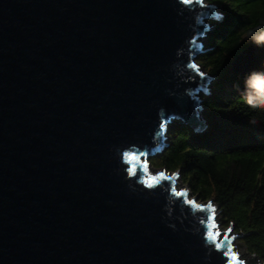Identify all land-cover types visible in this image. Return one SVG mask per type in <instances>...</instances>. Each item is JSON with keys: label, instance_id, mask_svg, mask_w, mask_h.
I'll use <instances>...</instances> for the list:
<instances>
[{"label": "water", "instance_id": "obj_1", "mask_svg": "<svg viewBox=\"0 0 264 264\" xmlns=\"http://www.w3.org/2000/svg\"><path fill=\"white\" fill-rule=\"evenodd\" d=\"M219 6L0 0V264H251L210 243L247 233L221 234L212 199L150 170L170 123L208 127L198 57ZM260 65L252 41L231 67Z\"/></svg>", "mask_w": 264, "mask_h": 264}, {"label": "trees", "instance_id": "obj_2", "mask_svg": "<svg viewBox=\"0 0 264 264\" xmlns=\"http://www.w3.org/2000/svg\"><path fill=\"white\" fill-rule=\"evenodd\" d=\"M210 1L219 3L222 13L198 57L214 75L210 91L202 96L208 127L195 130L173 121L165 149L151 161L179 169L201 198L214 197L228 223L247 232L242 235L247 249L264 260V106L246 102L259 96L258 88L246 81L254 71H264V65L242 72L231 67L235 55L253 41L245 40L244 33L264 26V0Z\"/></svg>", "mask_w": 264, "mask_h": 264}, {"label": "rangeland", "instance_id": "obj_3", "mask_svg": "<svg viewBox=\"0 0 264 264\" xmlns=\"http://www.w3.org/2000/svg\"><path fill=\"white\" fill-rule=\"evenodd\" d=\"M219 9H220V6H219ZM214 24L215 23H211V25L205 31V34L200 38V40L202 41L203 45L206 48L209 46V33H210ZM243 37L245 40L249 39V38H247L248 33H244ZM249 61H252V59H250ZM200 66L203 67L202 63H200ZM203 69L206 70L205 67ZM212 80L207 85L209 91H210V88L212 86ZM203 95L204 94L201 91L200 96H203ZM201 113L205 116L204 108H202ZM167 134H169V130H168ZM168 139H169V136L167 135V140ZM150 161H151V157H150ZM151 163H152V161H151ZM150 168L153 171L164 169V167L155 166L153 163H152V167H150ZM176 186H177V188L185 187L188 191V195L190 197H195L198 202L205 203L207 200L212 199L211 204L213 203L215 205V214L217 217L216 218L217 219L216 225L218 226L217 229L221 233H224L226 231V229L229 228V226H230V231H231L230 233H241V230L236 226L235 223H233V222L228 223V221L222 216L221 206H220L219 202L214 197H211L208 199L201 198L198 193H196L192 190L190 184L181 177L180 173L176 177ZM214 205H212V206L214 207ZM232 243H233L234 251H236V253L239 254V257L241 259L248 261L251 264H259V263L264 264V260L262 258L258 257L257 254L250 252L247 249V247L245 246V243L242 240L241 235H238L237 237H235Z\"/></svg>", "mask_w": 264, "mask_h": 264}, {"label": "clouds", "instance_id": "obj_4", "mask_svg": "<svg viewBox=\"0 0 264 264\" xmlns=\"http://www.w3.org/2000/svg\"><path fill=\"white\" fill-rule=\"evenodd\" d=\"M247 38H251L254 42L258 44H264V26H261L248 34ZM264 81V71H254L252 75L248 78L246 83H250L253 87L258 88L259 96H249L247 98V103L250 107H262L264 106V87H257L256 81ZM256 121L253 120V123Z\"/></svg>", "mask_w": 264, "mask_h": 264}, {"label": "snow or ice", "instance_id": "obj_5", "mask_svg": "<svg viewBox=\"0 0 264 264\" xmlns=\"http://www.w3.org/2000/svg\"><path fill=\"white\" fill-rule=\"evenodd\" d=\"M184 2L187 3L188 0H184ZM191 67L195 68L196 65L193 64V65H191ZM204 75H205V74H204L203 72H200V76H204ZM256 86H257V87H264V81H260V80L256 81ZM162 127H163V125H162ZM159 178H160V177H159ZM164 179L171 180L172 177H166V178H164ZM156 181H157V178L154 177L153 179H151V180L149 181V183H150V185H151V184H153V183L156 182ZM173 193H174L176 196H178V197H179V196H185V195H186V193L181 192V191H177L176 189H175V191H174ZM187 203H188L189 205H192V204H194V201H192V200H188ZM207 207H208V209H212L213 216H214V209H213V206H212L211 204H209ZM196 208L199 209V208H201V206H200V205H196ZM219 236H220V233H219V232H216L215 235L213 234L212 231H209V232H208L209 241H210V243H211L215 248H221L222 245L225 246V251L231 253V254H232V258H233V259H236V258H237V254L232 250L230 244L227 242V237L225 236V238H224L223 241L217 242V237H219ZM241 264H242V262H241Z\"/></svg>", "mask_w": 264, "mask_h": 264}, {"label": "bare ground", "instance_id": "obj_6", "mask_svg": "<svg viewBox=\"0 0 264 264\" xmlns=\"http://www.w3.org/2000/svg\"><path fill=\"white\" fill-rule=\"evenodd\" d=\"M150 167H152L151 165H150ZM150 170L151 171H153L151 168H150ZM181 188H185V187H181ZM186 189V188H185ZM187 190V189H186ZM212 201V200H211ZM211 201H210V203H211ZM211 205H214L213 203L211 204ZM213 209H214V212H215V205H214V207H213ZM217 217H216V214H215V217H214V220H215V223L217 222L216 219ZM218 226L216 225V228H217ZM231 232V231H230ZM221 234H223V233H221ZM234 250V249H233ZM236 252V251H235ZM238 256H239V254H237ZM260 264V263H259Z\"/></svg>", "mask_w": 264, "mask_h": 264}]
</instances>
